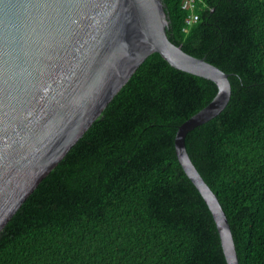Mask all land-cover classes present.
Listing matches in <instances>:
<instances>
[{
    "label": "trees",
    "instance_id": "obj_1",
    "mask_svg": "<svg viewBox=\"0 0 264 264\" xmlns=\"http://www.w3.org/2000/svg\"><path fill=\"white\" fill-rule=\"evenodd\" d=\"M170 40L228 73L223 110L189 156L230 224L239 264H264V0H162ZM207 78L143 60L0 231V264H227L182 169L178 126L216 94Z\"/></svg>",
    "mask_w": 264,
    "mask_h": 264
},
{
    "label": "water",
    "instance_id": "obj_2",
    "mask_svg": "<svg viewBox=\"0 0 264 264\" xmlns=\"http://www.w3.org/2000/svg\"><path fill=\"white\" fill-rule=\"evenodd\" d=\"M174 33L162 0H0V231L141 62L159 53L217 86L178 126L174 148L212 214L227 264H239L225 212L185 145L190 130L228 103V73L182 50Z\"/></svg>",
    "mask_w": 264,
    "mask_h": 264
},
{
    "label": "built area",
    "instance_id": "obj_3",
    "mask_svg": "<svg viewBox=\"0 0 264 264\" xmlns=\"http://www.w3.org/2000/svg\"><path fill=\"white\" fill-rule=\"evenodd\" d=\"M198 0H183L181 6L182 8L188 9L191 11L190 15L185 20L186 24L189 25L195 20H197L198 15L196 12H194V9L196 7V3Z\"/></svg>",
    "mask_w": 264,
    "mask_h": 264
}]
</instances>
